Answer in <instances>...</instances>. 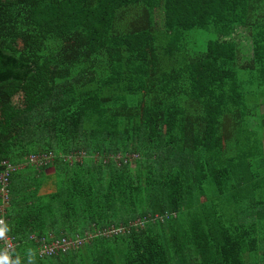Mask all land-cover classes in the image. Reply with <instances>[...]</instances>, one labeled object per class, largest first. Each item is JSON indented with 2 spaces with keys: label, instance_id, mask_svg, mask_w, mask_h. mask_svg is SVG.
I'll return each mask as SVG.
<instances>
[{
  "label": "trees",
  "instance_id": "trees-1",
  "mask_svg": "<svg viewBox=\"0 0 264 264\" xmlns=\"http://www.w3.org/2000/svg\"><path fill=\"white\" fill-rule=\"evenodd\" d=\"M263 129L264 0H0V217L37 264H264Z\"/></svg>",
  "mask_w": 264,
  "mask_h": 264
},
{
  "label": "clouds",
  "instance_id": "clouds-1",
  "mask_svg": "<svg viewBox=\"0 0 264 264\" xmlns=\"http://www.w3.org/2000/svg\"><path fill=\"white\" fill-rule=\"evenodd\" d=\"M11 230L12 226L0 217V241L5 242L3 246H0V264H37L38 250L36 248H26L22 256L8 242V234Z\"/></svg>",
  "mask_w": 264,
  "mask_h": 264
},
{
  "label": "built area",
  "instance_id": "built-area-1",
  "mask_svg": "<svg viewBox=\"0 0 264 264\" xmlns=\"http://www.w3.org/2000/svg\"><path fill=\"white\" fill-rule=\"evenodd\" d=\"M33 159V158H32ZM48 160V159H47ZM5 164V162H4ZM11 168L10 164H6L5 170L4 172L1 174L3 182L6 183L7 180V173L9 172V169ZM8 242L13 244V240H12V236L8 235ZM5 242H3L4 245ZM63 243H65L66 245H68V242H66L65 240H63ZM58 248V244L57 242L55 243H50L49 245L43 246L42 249L44 250V252L46 253H52V251L56 250Z\"/></svg>",
  "mask_w": 264,
  "mask_h": 264
},
{
  "label": "rangeland",
  "instance_id": "rangeland-1",
  "mask_svg": "<svg viewBox=\"0 0 264 264\" xmlns=\"http://www.w3.org/2000/svg\"><path fill=\"white\" fill-rule=\"evenodd\" d=\"M263 134H264V129H263ZM33 163V162H32ZM35 164V163H34Z\"/></svg>",
  "mask_w": 264,
  "mask_h": 264
}]
</instances>
